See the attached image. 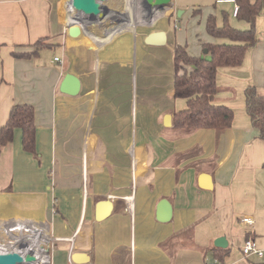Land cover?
<instances>
[{"label": "crops", "instance_id": "0c3cea01", "mask_svg": "<svg viewBox=\"0 0 264 264\" xmlns=\"http://www.w3.org/2000/svg\"><path fill=\"white\" fill-rule=\"evenodd\" d=\"M115 1L107 2L118 13L114 21L162 17L153 28H124L107 41L104 29L86 37L85 25L73 39L70 0H0V128L13 106L34 111V151L24 150L20 129L0 149V221L46 223L48 264H264L241 251L247 239L264 251V141L245 102L249 86L264 96V9L255 20L256 46L240 66L217 70L214 103L233 111L231 126L188 131L173 126L187 105L174 98L173 79L171 106L155 113L145 105V89H138L145 37L164 31L169 43L159 21L173 16L176 4L189 18L185 31L178 27L177 43L171 41L172 55L184 46L189 56L207 58L204 45L228 43L206 34L209 16L218 26L225 17L239 22L232 26L238 30L249 25L236 19L234 4L217 0H207L208 8L171 0L165 13H148L141 0ZM217 5L224 6L220 13ZM37 42L43 45L30 58L12 56L31 53ZM67 74L80 81L74 96L60 92ZM167 115L170 126L163 123ZM201 175L209 177V189L200 187ZM105 200L112 210L96 221V206ZM161 200L172 208L165 223L156 219ZM246 217L251 224L241 223ZM220 237L226 248L214 246ZM6 242L0 236V250ZM73 254L87 261L73 262Z\"/></svg>", "mask_w": 264, "mask_h": 264}, {"label": "trees", "instance_id": "16d2710c", "mask_svg": "<svg viewBox=\"0 0 264 264\" xmlns=\"http://www.w3.org/2000/svg\"><path fill=\"white\" fill-rule=\"evenodd\" d=\"M236 19L249 25L247 30L232 27L227 17L218 26L214 16L205 22V32L213 39H224L228 43L206 44L208 57L194 58L188 55L186 47L177 46L173 50L174 77L173 96L186 100V108L173 118V126L178 129L198 130L229 128L233 111L226 106L214 103L218 91L216 74L219 68H235L242 64L245 55L259 42L255 35V20L262 14L264 0H235ZM31 53H12L17 59L30 58L43 45L35 44ZM246 112L251 120L258 139L264 141V96L257 93L253 86L245 90ZM22 132V145L28 152L34 151V111L31 106L15 105L10 110L8 120L0 128V149L10 143L13 131Z\"/></svg>", "mask_w": 264, "mask_h": 264}, {"label": "water", "instance_id": "95a60500", "mask_svg": "<svg viewBox=\"0 0 264 264\" xmlns=\"http://www.w3.org/2000/svg\"><path fill=\"white\" fill-rule=\"evenodd\" d=\"M141 4L144 10L148 13L154 11H162L165 13L171 7V0H141ZM70 6L72 12L77 17L78 23L69 24L67 26V34L73 39H78L82 35V24L86 22L94 25L98 23L112 22L113 16L118 14L109 8L106 4V0H70ZM180 14V12H179ZM117 22V20H115ZM157 20L154 21L150 27L153 28ZM145 43L150 46H162L166 43V33L164 31L153 32L145 37ZM80 90V81L74 75L67 74L63 78L60 84V92L74 96L78 94ZM164 126H170V116L167 115L164 118ZM200 187L203 189H209L210 182L209 177L201 175L199 178ZM112 210V204L110 201H101L96 206L95 220L102 221L109 216ZM172 216V208L168 201L161 200L156 208V219L161 223L168 222ZM214 246L217 248H226V238H217L214 242ZM71 259L75 263H82L87 261V258L83 254H73ZM0 264H39L38 258L32 251L27 253H21L19 251L7 248L0 251Z\"/></svg>", "mask_w": 264, "mask_h": 264}, {"label": "rangeland", "instance_id": "374dc122", "mask_svg": "<svg viewBox=\"0 0 264 264\" xmlns=\"http://www.w3.org/2000/svg\"><path fill=\"white\" fill-rule=\"evenodd\" d=\"M187 1H190L191 3L189 4L195 5L196 7H212V2H208L207 0H183L184 3H186ZM178 6L179 5L176 4V12L173 16H170L169 18H163L159 21L160 24L165 25L166 32L168 33L169 43H166V45L160 47L145 45V47H143L145 49L144 52L140 54V60L144 57V61L143 63H139L140 69L142 67V75L138 74V89L139 91L141 89H145V105L150 110L156 109L155 113L160 107L165 108L171 106L172 102L170 94L172 92V79L174 68L171 41L173 40V42L177 43L175 39L178 37V35H180V29H178V27L181 26L182 32L185 31L184 24L185 21L189 18V13H186L185 15H179L178 12H182L183 10L178 8ZM222 7L224 6L217 5L215 9L216 11L219 10L220 13V9ZM199 20L200 19L198 17L196 19L191 20V23L192 25H194L195 28L197 27ZM228 22L231 26L239 25V22H237L236 20L229 19ZM221 23V19L218 18V24ZM109 24L110 22L106 23V25ZM144 28L149 27L147 26ZM97 29L103 31L104 25L98 27L96 26V24H90L88 26L87 32H90L91 30L94 33ZM52 55H54V53H52ZM133 73H135L134 69ZM151 115H153V112H150V116Z\"/></svg>", "mask_w": 264, "mask_h": 264}, {"label": "built area", "instance_id": "2783aa9c", "mask_svg": "<svg viewBox=\"0 0 264 264\" xmlns=\"http://www.w3.org/2000/svg\"><path fill=\"white\" fill-rule=\"evenodd\" d=\"M217 3H232L234 4L233 13L236 15L237 6L235 0H217ZM73 23L68 21L67 26ZM82 33H84V26H81ZM57 61V58L55 59ZM241 223L244 225L251 224L252 220L248 217L243 218ZM45 228L48 226L46 223L33 222L26 219H9L0 221V236L6 238V244L2 245L0 251L11 248L21 253L32 251L39 260V264H48L49 255L48 250L52 239L48 232L47 241H44L43 234ZM243 256H254L259 259L264 258V251L259 250L252 239H247L241 247Z\"/></svg>", "mask_w": 264, "mask_h": 264}, {"label": "bare ground", "instance_id": "6f19581e", "mask_svg": "<svg viewBox=\"0 0 264 264\" xmlns=\"http://www.w3.org/2000/svg\"><path fill=\"white\" fill-rule=\"evenodd\" d=\"M107 2L112 3V2H116V1L115 0H109V1L106 0V4H107ZM139 5L142 6L141 2H140ZM160 17H162V16L155 17L152 14H146V15H143V16H139V17H135V18H130V19H126V20L119 19L117 22H115L113 20L111 22L112 25L111 24H109V25H106L105 24L104 30H107V31H105L107 33V35H104L101 38H104L102 40L107 41V40H110V37H113L115 34L120 33L119 31H121V29H124L125 28L124 31H130V30H134V28L137 27V26H144V27L150 26L154 21H156ZM77 20L78 19H77L76 16H74L73 18H71V21H75V23H78ZM81 24H82V26H85V25H88L89 26L90 25V24H88L86 22H83ZM96 25L97 26L103 25V23L100 24V23L97 22ZM86 37H90L89 36V32H87V31H86ZM97 39L99 40V43H101V45H102V40H100L99 38H97ZM88 41H89V39H88ZM89 42L92 43L91 40ZM45 232H46V228H45L43 234H45L44 241H47L48 234H46Z\"/></svg>", "mask_w": 264, "mask_h": 264}]
</instances>
